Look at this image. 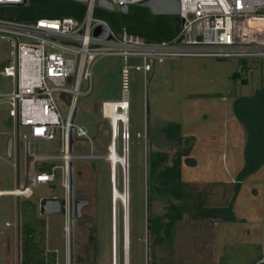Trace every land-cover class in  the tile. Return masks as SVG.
I'll list each match as a JSON object with an SVG mask.
<instances>
[{"label":"rangeland","instance_id":"obj_1","mask_svg":"<svg viewBox=\"0 0 264 264\" xmlns=\"http://www.w3.org/2000/svg\"><path fill=\"white\" fill-rule=\"evenodd\" d=\"M106 10V9H103ZM111 17L119 10H106ZM10 46L0 39V190L12 191L24 186V145H18L19 155L5 157L9 135L16 139L17 128L8 116L3 96L12 89V79L2 73V64ZM123 67L121 58L105 57L92 69V91L77 101L76 124L83 127L88 139L75 144L73 162L74 195L90 201L82 209V218L73 229L65 230L66 217L60 214L42 216L46 220V247L56 252L57 264H70V242L73 236L74 264H125V211L121 200L113 205L112 174L105 159L112 142V125L101 118V102L120 99ZM239 72L246 84L231 78ZM87 87L83 80L82 88ZM264 87V58L244 67L238 59L182 58L155 64L144 78L131 70L129 80L130 124L132 148L129 160L131 209L134 238L130 264H147L146 233V105L149 106L151 149L167 153L185 151L180 161V179L186 191L206 208H226L232 202L234 221L221 219L193 220L194 211H182V218L151 237V264H182L218 262L251 264L264 256V165L240 184L235 194L238 173L243 166V153L248 140L244 125L236 117L233 105L240 97H249ZM251 122L255 117L250 114ZM256 123V119L254 120ZM179 123L181 138L189 145L179 146L167 140L162 128ZM21 135L26 128L18 129ZM123 126L118 121L114 141L118 155L124 156L126 144ZM129 135V130H128ZM129 142V139H128ZM184 149V150H183ZM57 140L32 142V154L57 153ZM93 154L94 156H90ZM90 156V157H89ZM129 158V153H128ZM186 158L194 161L187 164ZM33 169L30 170L31 176ZM124 174L116 167L115 186L124 190ZM33 201L39 210L40 200L61 197L59 184L31 186ZM115 196V195H114ZM199 197V198H197ZM234 197V199H233ZM25 199L0 197V264H19L18 203ZM129 210V217H130ZM166 212V204L156 199L151 204L155 216ZM40 215V214H39ZM41 216V215H40ZM8 223L9 225H6ZM130 223V222H129ZM130 226V224H129ZM121 229V231H120ZM93 235L94 238L90 239ZM123 244L120 248V239ZM122 241V240H121ZM124 255V257H123Z\"/></svg>","mask_w":264,"mask_h":264},{"label":"built area","instance_id":"obj_2","mask_svg":"<svg viewBox=\"0 0 264 264\" xmlns=\"http://www.w3.org/2000/svg\"><path fill=\"white\" fill-rule=\"evenodd\" d=\"M67 1L84 5L81 19L61 17L16 22L0 16V39H5L10 46L2 73L13 82L11 91L3 96V103L17 128L12 157L15 152L19 155L21 141L25 158L24 186L12 191L0 190V197L4 194L30 200L33 197L31 186L59 184L61 197L57 199L64 205L61 214L66 217V231L70 226V167L76 159L82 158L74 154L75 144L88 139L86 130L78 126L73 117L78 98L88 96L92 91V69L97 60L105 57L123 60L120 99L101 102V118L111 123L113 131L106 155L110 163L111 155L117 153L114 128L118 121L123 126L124 144L128 143L129 135L123 120L112 123L106 117L105 109L114 103L117 104L115 110L126 111L129 117L131 70L142 73L146 79L155 64L182 58L249 62L264 58V0H178L179 34L159 42H147L129 33L125 27L113 30L106 19L95 16L97 8L104 9L97 6V0ZM107 1L120 12L123 5L129 8L146 0ZM23 2L0 0V7L21 6ZM180 37L182 42L178 43ZM83 80L87 81L86 88H82ZM20 128L27 131L20 135ZM53 140L58 142L57 153H31L32 142ZM44 165L48 169H43ZM120 168L123 173V167ZM31 169L34 171L32 176ZM111 170L114 191V167ZM263 263L264 257L256 264Z\"/></svg>","mask_w":264,"mask_h":264},{"label":"trees","instance_id":"obj_3","mask_svg":"<svg viewBox=\"0 0 264 264\" xmlns=\"http://www.w3.org/2000/svg\"><path fill=\"white\" fill-rule=\"evenodd\" d=\"M85 7L83 4L67 0H29L27 5L0 7V16L10 21L32 22L42 18L55 19L61 17H72L81 19ZM95 16L106 19L111 28L115 31L125 27L131 34L137 35L147 42H159L175 38L180 31V18L177 15H152L145 7L134 5L128 8L127 13L119 12L111 17V13L97 8ZM247 60H242L245 67ZM5 63H3L1 68ZM233 80L240 79V83L246 84L245 79H241L239 72H234L231 76ZM236 117L244 125L248 133L247 144L243 153V166L238 173L235 194H237L240 184L249 175L257 172L264 165V87L253 92L249 97L238 98L233 105ZM251 111L255 119L253 123L248 117ZM247 113V114H246ZM130 124V111H129ZM167 140L179 146H188L189 139L181 138V128L179 123H171L162 128ZM132 135L129 128V159L132 148ZM150 141V163H149V191H150V241L153 236L159 238L161 232L172 226L175 221L182 218V211L193 209V220L198 219H221L223 221H234L232 202L226 208H206L201 202L195 205L192 200L193 195L186 191L180 179V158L185 151L176 152L173 158L167 153L154 151L151 149ZM184 150V149H183ZM187 164L194 161L186 158ZM43 169H48L46 165ZM131 190L130 170H129V193ZM199 198V197H197ZM156 199H160L166 204V212L155 216L151 213V204ZM234 199V197H233ZM131 209V195H130ZM38 206L30 200H23L18 203L19 216V264H57L56 252L48 250L46 247V220L39 215ZM130 254L132 241L134 238L133 213L130 210L129 217ZM121 231V229H120ZM94 236L91 235L90 239ZM122 240V241H121ZM123 244V237L120 239V248ZM263 255L254 259L251 264H256ZM175 264V263H174ZM182 264H231L223 260L218 262H198ZM264 264V263H263Z\"/></svg>","mask_w":264,"mask_h":264},{"label":"water","instance_id":"obj_4","mask_svg":"<svg viewBox=\"0 0 264 264\" xmlns=\"http://www.w3.org/2000/svg\"><path fill=\"white\" fill-rule=\"evenodd\" d=\"M29 0H24L22 5H27ZM139 6L145 7L149 10L152 15H177L179 12L178 0H146L138 4ZM97 6L106 10H113L112 4L107 0H97ZM127 5L120 7L121 13H127ZM178 43L182 42V37L177 40ZM78 110L75 111L73 121L76 120ZM146 117V233H147V264H151V241H150V191H149V161H150V141H149V106L146 105L145 109ZM71 143H72V132H71ZM12 146L13 137L9 135L5 145V155L7 159L12 158ZM128 160V156H127ZM113 205L115 198L113 195ZM90 201L84 198H75L74 195V170L73 165L70 167V200H69V216H70V227L73 229L74 222L82 218V209L87 207ZM39 213L41 216L50 214H60L64 212L63 203L57 199H43L40 202ZM70 264H74V245L73 236L70 242Z\"/></svg>","mask_w":264,"mask_h":264},{"label":"bare ground","instance_id":"obj_5","mask_svg":"<svg viewBox=\"0 0 264 264\" xmlns=\"http://www.w3.org/2000/svg\"><path fill=\"white\" fill-rule=\"evenodd\" d=\"M117 104H110V108L105 109V115L108 117L112 123H116L118 119L123 120L124 128L129 129V117L127 116L126 111L119 112L118 110H115L114 107ZM126 149L124 151V156L118 155L117 153H113L110 158L111 167H114V174H116V167L117 165H120L123 167L124 171V190L120 192L116 187L114 190V198L116 201L121 200L124 205V211H125V264H130L129 262V245H130V236H129V210H130V198H129V160H127V156L129 153V142L125 143ZM105 159H108L106 157ZM129 159V158H128ZM4 195V194H2Z\"/></svg>","mask_w":264,"mask_h":264},{"label":"crops","instance_id":"obj_6","mask_svg":"<svg viewBox=\"0 0 264 264\" xmlns=\"http://www.w3.org/2000/svg\"><path fill=\"white\" fill-rule=\"evenodd\" d=\"M255 63L257 64L258 62L257 61H255ZM264 257V256H263Z\"/></svg>","mask_w":264,"mask_h":264}]
</instances>
